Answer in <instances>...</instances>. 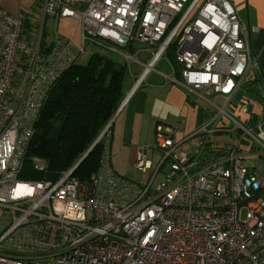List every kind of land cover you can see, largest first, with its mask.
I'll use <instances>...</instances> for the list:
<instances>
[{"label":"built area","instance_id":"2783aa9c","mask_svg":"<svg viewBox=\"0 0 264 264\" xmlns=\"http://www.w3.org/2000/svg\"><path fill=\"white\" fill-rule=\"evenodd\" d=\"M40 3L44 18H77L80 35L74 44L56 32L46 44L42 23L32 28L34 38H24L22 16L0 3V264H264V97L258 117L247 101L235 100L259 58L251 50L253 28L231 0ZM87 39L127 47L121 53L134 81L124 100L164 60L170 69L164 76L185 88L189 101L208 103L205 121L188 134L198 137L189 150H177V128L161 122L154 145L136 147L133 166L152 169L143 183L113 170L107 144L87 180L73 176L74 165L55 180L34 178L46 171L38 156L25 167L49 90ZM134 41L149 48L135 50ZM141 51L149 52L145 60L137 57ZM229 107L250 125L256 120L255 127L240 123ZM238 128L258 147L243 150V134L230 135L232 144L212 143L213 135Z\"/></svg>","mask_w":264,"mask_h":264},{"label":"trees","instance_id":"16d2710c","mask_svg":"<svg viewBox=\"0 0 264 264\" xmlns=\"http://www.w3.org/2000/svg\"><path fill=\"white\" fill-rule=\"evenodd\" d=\"M31 26L22 17L24 38H28ZM125 74V65L98 52L92 53L85 64L75 62L61 73L49 90L27 146L26 168L33 156L46 162V171L34 178L55 180L88 150L124 98ZM103 139L102 135L76 165L73 176L78 180H87L96 171Z\"/></svg>","mask_w":264,"mask_h":264},{"label":"crops","instance_id":"0c3cea01","mask_svg":"<svg viewBox=\"0 0 264 264\" xmlns=\"http://www.w3.org/2000/svg\"><path fill=\"white\" fill-rule=\"evenodd\" d=\"M231 2L239 11L243 23L253 28L250 33V45L252 52L259 58L258 68L247 74L237 90L236 97L247 101L250 108L254 112H258L261 110V105L257 110L252 108V100L246 96V93L254 91L258 97H264V0H231ZM52 17L58 20L57 27L60 25V34L71 38L74 42L79 38V20L77 18L54 15ZM171 61L174 63L173 60ZM159 63L160 66L165 65L167 71L159 69L157 67ZM159 63L156 68L160 72H151L147 79L133 90L130 97L124 100L122 105L120 104L111 122L105 144L108 145L111 154L112 168L121 176L125 173L126 168L119 167L117 170L116 167H113L111 145L114 140L117 145L116 151L120 152L125 161L133 166L136 147L143 144L147 146V142L150 140L149 134L151 133L154 139L155 125L161 122L163 125L177 128L174 136V140L179 143L177 150L186 151L193 147L198 140L197 136L188 137V134L199 127L209 113L205 106L196 105L197 99L189 101L190 93L164 76V74H170L167 63L164 60ZM132 84L124 88V98L132 88ZM133 182L136 181L133 180Z\"/></svg>","mask_w":264,"mask_h":264},{"label":"rangeland","instance_id":"374dc122","mask_svg":"<svg viewBox=\"0 0 264 264\" xmlns=\"http://www.w3.org/2000/svg\"><path fill=\"white\" fill-rule=\"evenodd\" d=\"M1 6L3 8H5L10 14L13 15H21L22 17H25V19H28L29 22L32 23V28L36 29V31L39 30V28L41 27L42 23H44V33L41 36V40L44 43H50L52 40V37L54 36V34L56 32L60 33V25H58L57 27V21L56 19H54L52 17V15H47L45 16V18L43 17V12L41 9V3L40 0H1L0 1ZM30 28L29 29V34L28 37H32L34 38V35H32L33 33V29ZM58 30V31H57ZM37 37H35L36 39ZM78 40H75V42H73L74 44H78ZM132 44L133 49L137 50V49H144V48H149L147 47L146 44L141 43L139 41H134ZM94 52H98L101 53L107 57L112 58L117 64L120 65H125L126 67V74L124 76V88L131 85L134 81V78L132 77L131 73H129L128 71V62L125 60V57L122 55L121 52H127V47H118L115 46L109 42L106 41H102L100 39H87L85 42V47H84V52L80 55L79 59L77 60V62L79 64H85L86 61L88 60V58L90 57V55ZM149 55V52H144L141 51L137 57L140 60H145L147 58V56ZM168 58L170 60H173V53H171L170 51L168 52ZM130 66H131V70L133 71L134 74L138 73L139 71V66L138 64L134 63V62H130ZM159 69L163 70V71H167V68L165 67V65H161L160 63L157 66ZM139 87V86H138ZM137 87V88H138ZM246 96L248 98H250L252 100L253 105H251L252 108L254 109H259L261 103L260 101L262 100V97H258V95H256L254 93V91H249V93H246ZM238 97H240V95H238ZM235 100H239L237 97H235ZM217 103H221L222 100L220 98L216 99ZM198 103H196V105H199L200 107H207L208 103L200 98L197 99ZM260 103V104H259ZM251 109V108H250ZM227 110L229 112H231L235 118L242 123L245 126H252L255 127V123L256 120L253 121L252 125H250L249 122L245 121L246 119H248V116L246 115H241L239 113V111L237 109L233 110L232 107L227 108ZM252 112H254L251 109ZM262 110H259L258 112H254V113H258L256 116L258 117L261 114ZM231 125V124H229ZM255 128H254V132H255ZM106 134V133H105ZM103 134L104 137V141L107 138V134L105 135ZM243 134V130L238 128L236 131L234 132H222L221 134H217V135H213L211 138V141L214 145H224V144H232L233 143V137H231L230 135L234 136L235 138L239 135ZM105 135V136H104ZM150 140L147 142L148 145L147 146H153L154 145V139L151 136V133L149 134ZM243 137L246 140H243L240 143V146L243 150H247L250 148V146L257 148L258 144L254 141V139L247 135V134H243ZM263 141H264V136H263ZM251 142V143H250ZM144 145V144H143ZM116 140L113 141L112 145H111V153H113L112 155V163H113V167H116L117 170H119V167H123L126 168V171L124 174H122V176H124L125 178H128L129 180H134L136 182H144L145 179H147L148 174L151 173V170H148L146 173H142L141 171L137 170L136 168H134V166H132L130 163H128L127 161H125V158L121 156L120 152L116 151ZM148 155L150 157H153L156 155L158 157L159 156V152L158 151H151V149H148ZM246 161V159H245ZM168 163H165L162 170H165L167 167ZM161 170V171H162ZM162 178V173L159 172V174L156 177L155 183H157L160 179Z\"/></svg>","mask_w":264,"mask_h":264},{"label":"water","instance_id":"95a60500","mask_svg":"<svg viewBox=\"0 0 264 264\" xmlns=\"http://www.w3.org/2000/svg\"><path fill=\"white\" fill-rule=\"evenodd\" d=\"M125 99V98H124ZM124 99L122 100V102H121V105L123 104V102H124ZM120 107V106H119ZM118 110V109H117ZM113 117H114V115H113ZM113 117L110 119V121L108 122V124H107V126L106 127H108L110 124H111V122H112V120H113ZM106 127L100 132V134L97 136V138H96V140L93 142V144L88 148V150L78 159V161L74 164V167H76V165L85 157V155L88 153V151L91 149V147L98 141V139H100V137L102 136V134L104 133V131H105V129H106Z\"/></svg>","mask_w":264,"mask_h":264}]
</instances>
